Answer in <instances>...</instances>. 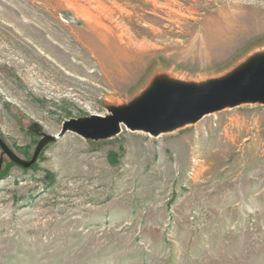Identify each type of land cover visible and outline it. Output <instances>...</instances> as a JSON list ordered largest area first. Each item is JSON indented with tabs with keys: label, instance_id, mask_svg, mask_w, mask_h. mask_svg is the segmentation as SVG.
I'll list each match as a JSON object with an SVG mask.
<instances>
[{
	"label": "rangeland",
	"instance_id": "rangeland-1",
	"mask_svg": "<svg viewBox=\"0 0 264 264\" xmlns=\"http://www.w3.org/2000/svg\"><path fill=\"white\" fill-rule=\"evenodd\" d=\"M262 52L264 0H0V138L30 160L160 76L204 84ZM0 264H264V104L68 131L29 168L0 149Z\"/></svg>",
	"mask_w": 264,
	"mask_h": 264
},
{
	"label": "water",
	"instance_id": "water-1",
	"mask_svg": "<svg viewBox=\"0 0 264 264\" xmlns=\"http://www.w3.org/2000/svg\"><path fill=\"white\" fill-rule=\"evenodd\" d=\"M241 103L264 104V52L206 86L161 80L129 106L115 109L108 116L70 118L56 135L41 137L30 160L18 157L1 138L0 149L15 164L29 168L47 143L61 138L68 131L86 139H106L115 135L122 124L130 130L158 135Z\"/></svg>",
	"mask_w": 264,
	"mask_h": 264
},
{
	"label": "bare ground",
	"instance_id": "bare-ground-1",
	"mask_svg": "<svg viewBox=\"0 0 264 264\" xmlns=\"http://www.w3.org/2000/svg\"><path fill=\"white\" fill-rule=\"evenodd\" d=\"M256 55H261V53L256 54ZM254 58H255V57H254ZM246 63H248V61L245 62L244 64H242L241 66H239L238 68L242 67L243 65H246ZM238 68H237V69H238ZM225 77H226V76H225ZM162 79H163L164 81L168 82V83H173V82H170L169 80H167L166 76H160L159 78H157L156 81L151 82V83L148 85L147 90L151 89L155 84L160 83V81H161ZM221 79H222V78H221ZM217 80H219V79L210 80V81L207 82V83H204V84H198V85H196V86H206V85H208L209 83L214 82V81H217ZM174 84H178V83H174ZM180 84H181V85H193V84H189V83H180ZM114 110H115V109H114ZM112 111H113V110H112Z\"/></svg>",
	"mask_w": 264,
	"mask_h": 264
},
{
	"label": "trees",
	"instance_id": "trees-1",
	"mask_svg": "<svg viewBox=\"0 0 264 264\" xmlns=\"http://www.w3.org/2000/svg\"><path fill=\"white\" fill-rule=\"evenodd\" d=\"M51 178V177H50Z\"/></svg>",
	"mask_w": 264,
	"mask_h": 264
}]
</instances>
